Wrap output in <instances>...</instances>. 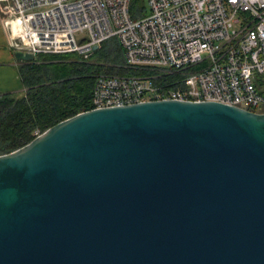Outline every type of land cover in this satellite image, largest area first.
I'll list each match as a JSON object with an SVG mask.
<instances>
[{"label":"water","instance_id":"1","mask_svg":"<svg viewBox=\"0 0 264 264\" xmlns=\"http://www.w3.org/2000/svg\"><path fill=\"white\" fill-rule=\"evenodd\" d=\"M0 264H264V113L159 99L46 128L0 155Z\"/></svg>","mask_w":264,"mask_h":264},{"label":"built area","instance_id":"2","mask_svg":"<svg viewBox=\"0 0 264 264\" xmlns=\"http://www.w3.org/2000/svg\"><path fill=\"white\" fill-rule=\"evenodd\" d=\"M130 1L0 0L1 22L9 47L33 56L113 39L121 67L143 73L95 75L89 109L174 99L264 113V0Z\"/></svg>","mask_w":264,"mask_h":264},{"label":"trees","instance_id":"3","mask_svg":"<svg viewBox=\"0 0 264 264\" xmlns=\"http://www.w3.org/2000/svg\"><path fill=\"white\" fill-rule=\"evenodd\" d=\"M140 4L141 0L130 1L131 9ZM99 55L115 65L67 62L66 71L61 63L69 58L67 54H37L32 61H20L18 76L22 92L0 93V155L23 146L57 122L88 110L95 75L143 73L121 67L123 61L116 44L112 46V59L102 51ZM47 64L53 71L47 70ZM67 72L71 76L63 79Z\"/></svg>","mask_w":264,"mask_h":264},{"label":"crops","instance_id":"4","mask_svg":"<svg viewBox=\"0 0 264 264\" xmlns=\"http://www.w3.org/2000/svg\"><path fill=\"white\" fill-rule=\"evenodd\" d=\"M1 21L0 13V93H15L20 90L18 76L20 61L14 59V51L9 47L8 36Z\"/></svg>","mask_w":264,"mask_h":264},{"label":"rangeland","instance_id":"5","mask_svg":"<svg viewBox=\"0 0 264 264\" xmlns=\"http://www.w3.org/2000/svg\"><path fill=\"white\" fill-rule=\"evenodd\" d=\"M142 2V0H141ZM143 4V2H142ZM80 35L77 34L76 35V38L78 39ZM115 45V42L113 41V39L111 40H107L105 41L102 45H99L97 47L96 50H94L92 53L88 54V55H78V54H67V55H70L68 59L65 60V63H61V67H63L66 71L68 70V66L69 64H66L67 62H75V63H87V64H99V63H103V64H109V65H115L112 60H107L108 62H105L106 60H103L99 53L102 51V53H108V57L109 58H113V55H112V46ZM119 65V64H118ZM117 65V66H118ZM122 65V64H121ZM47 67V70L49 72L53 71V68L50 66V65H46ZM136 70V69H134ZM152 72H154V70H152ZM71 74L69 72L65 73V75L63 76V79L64 78H67V77H70ZM19 91H16L14 93V95H19L21 92H22V87L19 86Z\"/></svg>","mask_w":264,"mask_h":264}]
</instances>
